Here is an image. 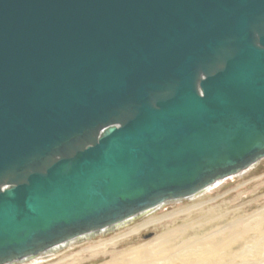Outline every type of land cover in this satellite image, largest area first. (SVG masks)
Masks as SVG:
<instances>
[{
    "label": "water",
    "instance_id": "obj_1",
    "mask_svg": "<svg viewBox=\"0 0 264 264\" xmlns=\"http://www.w3.org/2000/svg\"><path fill=\"white\" fill-rule=\"evenodd\" d=\"M264 160V0H0V264Z\"/></svg>",
    "mask_w": 264,
    "mask_h": 264
},
{
    "label": "bare ground",
    "instance_id": "obj_2",
    "mask_svg": "<svg viewBox=\"0 0 264 264\" xmlns=\"http://www.w3.org/2000/svg\"><path fill=\"white\" fill-rule=\"evenodd\" d=\"M204 192L189 200L200 197L199 195ZM201 205V203L196 204L192 208L200 209ZM161 206L149 212V214L160 209ZM190 210L191 208L179 213L189 214ZM236 211L238 209L223 213L220 207L210 209L204 212L195 222L185 220L182 225L164 230L144 245L113 254L104 264H264V205L248 216L237 214ZM221 218L228 220L221 226H212ZM160 221V218L146 221L128 233L97 247L90 248L86 252L96 255L100 247L106 249L108 246H115L128 235L137 234L142 229L155 225ZM129 224L122 226L123 228L120 229H124ZM205 227H210V229L203 231ZM110 230L94 233V236L114 232ZM87 239L86 237L85 240ZM83 241L75 240L64 244L61 248L57 249L56 247V249L49 250L31 260L14 264L46 262L48 259H53L56 256L55 254L63 248H72Z\"/></svg>",
    "mask_w": 264,
    "mask_h": 264
},
{
    "label": "rangeland",
    "instance_id": "obj_3",
    "mask_svg": "<svg viewBox=\"0 0 264 264\" xmlns=\"http://www.w3.org/2000/svg\"><path fill=\"white\" fill-rule=\"evenodd\" d=\"M199 196L194 200L188 199L165 204L160 209L132 221L122 230L93 236L89 241L88 239L84 240L72 248L65 247L62 249L63 251H58L53 259H48L49 261L46 262H37L36 264H104L113 254L144 245L164 230L182 225L185 220L195 222L204 212L213 208L220 207L223 213L238 209L237 214L248 216L264 205V160L236 177L219 182ZM200 203L202 204L200 209L192 208ZM190 208L189 214L179 213ZM159 218L161 219L159 223L142 229L137 234L128 235L115 246H108L106 249L100 247L96 255L86 252L90 248L97 247L128 233L146 221ZM227 220L221 218L212 226H221ZM204 229L203 231H207L210 227ZM26 263L28 264V262Z\"/></svg>",
    "mask_w": 264,
    "mask_h": 264
}]
</instances>
